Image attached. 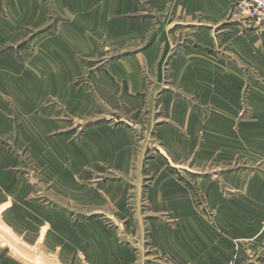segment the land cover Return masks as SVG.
<instances>
[{"label": "crops", "instance_id": "obj_1", "mask_svg": "<svg viewBox=\"0 0 264 264\" xmlns=\"http://www.w3.org/2000/svg\"><path fill=\"white\" fill-rule=\"evenodd\" d=\"M243 1L0 0V264H264V21ZM159 91L155 134L194 167L141 181L134 129L90 120Z\"/></svg>", "mask_w": 264, "mask_h": 264}, {"label": "rangeland", "instance_id": "obj_2", "mask_svg": "<svg viewBox=\"0 0 264 264\" xmlns=\"http://www.w3.org/2000/svg\"><path fill=\"white\" fill-rule=\"evenodd\" d=\"M185 44L186 46H188L187 45L188 41ZM165 78L167 82L166 88L170 90L172 88V83L170 82V78L168 76H166ZM152 97H153L152 102H151V97H147L145 101H144L143 96L142 98H139V104H138L139 107L132 114H130L131 111L126 113L124 112V110H121V111H118L119 113H115V115H112V116L109 115V116H106L105 118L102 117L99 119L91 118L90 120V124H92V122L94 121L96 122L106 121L112 126L123 124L129 127H132L134 129L135 131L134 152L137 153L138 157H140L138 161L139 166L137 169V179L141 181L151 180L156 177L159 178V176L162 175L161 173H157V172L153 173L150 169L148 170V168L151 167V164H150L152 163L151 161H155L160 158L166 161V167H194L193 158L186 159V161H183V160L178 161L177 159L172 160L166 156V153L162 147V142L158 139V137L155 134L156 127L166 123L165 118H164L163 103H161L160 101L161 92L160 91L155 92L154 96ZM133 110L135 109L133 108ZM123 116H128V118H130L131 121L127 120L126 122L124 119H121L123 118ZM136 117H137V121H135ZM85 126H88V124L81 123V122L76 123L75 129H78L79 131H81ZM174 169L177 171V168H174ZM170 173L178 175V172L173 171ZM182 175L183 176L185 175L186 179L190 178L188 176L189 175L188 173H185V174L182 173ZM100 179L102 180H124V179H129V178H123L121 175H119V173L108 171L105 173V175L100 177ZM141 197H144L143 203H145L146 202L145 190H144L143 195L141 194ZM132 205L133 204H131V201H129L128 203L129 208H131ZM263 223H264V220L260 223L259 230H258V235L260 237H261L260 228L262 227ZM228 264H235V258H232L231 260H229Z\"/></svg>", "mask_w": 264, "mask_h": 264}, {"label": "built area", "instance_id": "obj_3", "mask_svg": "<svg viewBox=\"0 0 264 264\" xmlns=\"http://www.w3.org/2000/svg\"><path fill=\"white\" fill-rule=\"evenodd\" d=\"M247 12V18L253 22L264 21V0H245L241 5ZM261 243L264 245V223L260 228ZM250 264V263H243Z\"/></svg>", "mask_w": 264, "mask_h": 264}]
</instances>
